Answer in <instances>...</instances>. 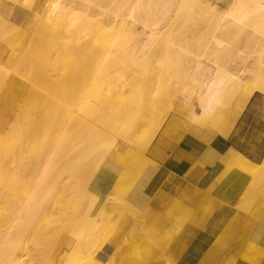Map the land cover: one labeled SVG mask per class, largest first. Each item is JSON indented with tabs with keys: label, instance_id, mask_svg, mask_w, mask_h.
I'll use <instances>...</instances> for the list:
<instances>
[{
	"label": "bare ground",
	"instance_id": "6f19581e",
	"mask_svg": "<svg viewBox=\"0 0 264 264\" xmlns=\"http://www.w3.org/2000/svg\"><path fill=\"white\" fill-rule=\"evenodd\" d=\"M16 1L23 5V9H26V5V7L29 6L31 17H44V21L50 22L61 21L73 27L78 33L75 42L88 39L96 50L86 59H84V53L78 54L80 50L76 48L74 49L77 51L74 53L82 55L81 57L76 54L75 56L71 55V53L68 55L64 50L53 57L48 55L49 61L52 60L56 64L61 63L64 71L63 73L60 71V75L61 73H68L69 63L76 62V59L78 62L82 61L83 63V66H81L82 74L84 73L82 87L80 86L78 90L71 91V96L75 98V102L63 113L60 112L58 101L52 98L58 97L53 91L56 88H53L54 85L52 87L47 85L51 80L56 82V76L46 74L48 73L46 70V73L43 71L42 74H45L50 80L47 83L44 81L46 83L44 84L49 87L42 90L43 87L41 88L40 84L43 81L41 79L37 82V72L35 73L31 66L23 74L24 76L17 74L19 75L17 77L7 72L0 75V133L3 130L7 131L5 133L12 131L13 123L16 122L10 121L9 115L15 108L18 97L25 92V95H28L29 98L27 100H30L27 101L30 108L32 105L37 106L34 109L40 112L45 111L47 108L52 109L60 119L59 121L57 116H54L60 123L56 122L58 124L52 127L53 129L51 128L54 131H50L52 133L50 137L46 135L45 131L42 133L43 124L40 122L42 120L40 113V116L37 114V117H39L37 120L34 119L35 115L33 116V124L32 122L30 124L22 123L24 126L27 125L25 127L19 124L23 132L19 129L21 135L16 138H19L18 145L23 150H21L22 153L19 152L14 161L21 164L6 166L5 163H0V168L5 165L0 169V190L3 189L9 192L6 200L0 202V225L3 224L4 226L5 224L4 228H0V262L10 250L16 247L12 240L18 236L17 231L26 225L28 229L34 226L28 217L33 214V210L38 209L39 201L42 203V201L49 200L52 204L58 202L56 205H51L50 209L48 206L43 209L44 220L42 219V222L44 221V225L54 221L56 215H61L64 212L66 201L73 198L74 203L80 209L72 215L76 216V213L78 215L83 210L84 214L82 213L83 215L81 214L78 220H84L90 228H93L94 232L85 237L87 239L86 244L82 243L84 238H78L79 240H76L78 244L74 240V244L79 246V250L75 246L78 250L75 249V251L79 252H74L76 257H79V260H75V262L78 263L81 259H84L82 262L80 261L83 264H104L105 262L96 255L109 237L106 231H103L105 229L102 228L107 227V225L103 226L108 222L111 213L120 207L121 194H126L129 186L136 180L148 160L145 156V150L162 127L161 119L151 120L150 118L155 110V105L160 103V96L167 94L171 88L183 91L190 90L189 93L181 95V98L184 97L188 105L186 116L190 123L209 126L219 134L225 135L233 126L252 93L264 91V0H229L226 7L222 9L206 4L201 5L202 10L210 11V15H213L214 19L210 35L203 43L206 56L202 58H199L197 53L190 52L178 44L176 38H178L177 34L180 29L165 28L173 6L182 4L185 0H128L124 5L121 4L120 0H95L93 10L100 15L98 18L91 17L88 9L90 5L87 3L89 0ZM242 28L243 31H239L242 34L239 45L229 47L227 39L232 34H238L237 31ZM160 32H162V35L158 40ZM75 45L74 43L73 46ZM157 47L159 48L158 53L150 51L152 48ZM29 60L34 59L30 58ZM36 60H40V57H37ZM45 61L46 58L41 62L45 64ZM144 61L150 64L145 99L135 104L133 99L138 96L136 91L132 89L133 83L129 76H132L133 71L136 70L132 66L141 65ZM202 61H205V63ZM168 62L175 69L171 78L163 77L161 72L163 66ZM39 65L36 64L37 67ZM51 67L55 69L56 66L53 63ZM22 76L33 85H29L28 82L23 83ZM84 81H90L87 88ZM25 100L23 102L27 103ZM20 105H22V109L25 107L22 103ZM28 107L26 106V108ZM32 109L33 107L26 109L28 111L25 108L23 110L29 114ZM15 111L17 112V109ZM17 113L14 115L18 116ZM24 116L26 115L24 114ZM19 119L17 118V120ZM55 119L54 121L52 119L53 123ZM24 121L26 120L21 122ZM168 122L170 125L171 122ZM45 127L43 129L46 130ZM12 129L15 130V128ZM5 133L3 134L5 135ZM41 133L48 136L49 139L44 140L47 141L46 144L36 150L34 144L36 140L38 142L41 138L39 137ZM10 135L7 139L4 138L8 143L12 140ZM116 141L129 144L133 150L116 176H106L104 174L106 171H102L100 175L96 174L94 177L97 180L104 176V180L109 186V192L106 194L104 203L100 208L94 210L93 207L96 205L98 195L87 188V181L100 167L101 162ZM0 144L2 145V143ZM225 156L227 162L248 173L251 176V181L264 182V155L259 163H254L237 153H227ZM246 198L244 195V200ZM147 209L149 208L147 207ZM87 210H90V212ZM178 210L175 211L178 212ZM148 214L141 210L139 219L137 222L132 223L124 237L126 243H128V237V239L130 237L137 239L140 231L152 229L149 223H151L150 220H153L150 217L148 221L146 220ZM159 218L161 219L162 215ZM164 219L161 220L164 221ZM173 220L178 221L181 219L176 220L173 218ZM25 221H27L26 224ZM153 222L152 225H155L153 229L157 230L153 234V239L161 241L163 236L161 237L160 230L156 229L160 224L156 225L157 223ZM38 225L41 226L42 224ZM162 225L164 224L162 223ZM162 225H160V229L166 232V228ZM46 228L45 230H48ZM33 229L31 228V230ZM168 238L171 239L170 235ZM168 238L166 239L168 240ZM61 241L64 243V247H68L69 243L64 237L61 238ZM35 242L32 239L34 246L37 244ZM126 243L123 245H126ZM81 248H83L82 253H80ZM33 249L29 250L32 251ZM31 251H24L27 254L25 259L32 258V254H37L40 250ZM73 251L69 252L68 255L70 253L74 254ZM36 254L35 257L33 256L35 259L39 253ZM58 254L56 253L57 257ZM115 254V249H113L110 256ZM258 254L259 252L256 251L253 255V262L257 261ZM40 256L44 259L47 255ZM67 257L70 258L71 255ZM69 258L66 259L67 262ZM19 259L21 261V258ZM18 261L17 264H20ZM45 261L47 262V260ZM64 262L63 264H66ZM48 263L56 264L54 260L48 261ZM21 264L25 263L21 262ZM67 264L72 263L69 260Z\"/></svg>",
	"mask_w": 264,
	"mask_h": 264
},
{
	"label": "crops",
	"instance_id": "0c3cea01",
	"mask_svg": "<svg viewBox=\"0 0 264 264\" xmlns=\"http://www.w3.org/2000/svg\"><path fill=\"white\" fill-rule=\"evenodd\" d=\"M173 116L172 125L168 122L170 118L165 121L145 150L148 160L126 192L128 205L149 213L146 220L155 221L150 220L152 228L155 227L152 222L164 224L167 233L160 225L156 229L166 241V253L174 264H264V186L257 199L244 200L251 176L227 162L225 156L237 153L254 163L261 161L264 94L252 93L225 135L209 126L190 123L186 109L184 115L178 113L177 102ZM132 150L129 144L116 141L101 162L98 174L106 171V176H116ZM102 178L88 184V189L98 195L94 210L102 206L109 192L104 176ZM161 215V219L167 218L162 221ZM172 217L181 220L175 221ZM132 219L129 213L120 217L97 251L102 261L107 260L115 247L122 245ZM131 246L122 245L121 255ZM256 251L259 254L253 262Z\"/></svg>",
	"mask_w": 264,
	"mask_h": 264
},
{
	"label": "rangeland",
	"instance_id": "374dc122",
	"mask_svg": "<svg viewBox=\"0 0 264 264\" xmlns=\"http://www.w3.org/2000/svg\"><path fill=\"white\" fill-rule=\"evenodd\" d=\"M49 1H52V0H49ZM94 1L95 0L87 1V3L90 5L88 9H89V13L92 18H98L100 17V15L96 14L95 11L93 10V7L95 6L93 4ZM120 1H121V4L124 5L128 0H120ZM228 1L229 0H185L184 3L173 6L165 28H170L172 30L180 29L177 34L178 38H176V41L178 42V44H180L182 47H184L186 50H189L190 52L197 53L199 58L205 57L206 52L203 50L204 49L203 43L206 40L207 36L210 35L211 26L214 24V19H213V15H210V11L207 12L206 10H202L203 8L201 7V5L206 4V5L214 6L217 9H222L226 7ZM19 3L20 2L16 0H0V75L3 74L4 72H7L8 74H13L19 77V75L17 74H20V75L25 74L27 72L26 70L29 69V67L31 66V68L35 70V73L37 72L36 74V77H37L36 79L38 80L37 82L41 81V79L43 81L40 84L41 88L43 87L42 90H44L45 88H48L49 86L47 85H50V87L54 85L53 88L57 89V90L56 89L55 90L52 89V90L57 94L58 97H52V98L53 100L58 101L60 105L59 107L60 112L63 113L68 107L72 106L75 102V98L71 96L72 92L74 90H78L80 86L82 87V84H83L82 76L84 73L82 74L83 70L81 66H83L82 65L83 63L82 61L78 62L76 59V62L69 63L68 73L62 74L64 71L63 70L64 68L62 67L61 63L56 64V62H53L52 60L49 61L48 55L53 57L60 51L64 50L66 51L68 55H70L71 53V55L75 56L76 53L74 52H76L77 50H75L74 48H76L80 50V52L78 51V54L84 53V59H86L96 49H94L92 42L89 41L88 39L80 40L81 43L80 41L75 42V38L78 35L77 30L69 26L68 24H65L64 22H61V21H57V22L44 21L45 18L39 17V16L31 17L32 14H31L29 6L26 7L27 5L26 6L24 5L26 9H23L24 8L23 5H20ZM29 13L31 15H29ZM239 31L242 32L243 28L237 31L238 34L237 33L232 34L227 39L229 47H236L239 45L240 40L242 39L241 38L242 34H240ZM161 35H162V32L159 33L158 40H160ZM74 43L76 44L75 46H73ZM150 51L154 53H158L159 48L158 47L152 48ZM27 57H29L28 60H27ZM37 57H40V60H36ZM44 57L46 58L45 64L44 62H41L43 59H45ZM24 58L26 59V61H24L25 60ZM30 58L34 60H29ZM38 62L40 63V65ZM202 62L205 63V61H202ZM53 63L56 66L55 69L51 67L53 66ZM36 64H38L39 66L37 67ZM49 65L51 66L49 67ZM132 67H134L136 70H134L132 73V76H129V77L133 83L132 89L136 91V94L138 96L136 99H133V103L136 104V103L142 102L143 99H145V93H146L147 81H148L147 76H148L150 64L144 61L141 65L132 66ZM45 70L48 73H46ZM39 71H41V73H39ZM43 71L44 73L49 74L51 76H54V77L56 76V82H54L53 80H51L53 82L49 81L50 80L49 77H47L45 74H44L45 76L42 74ZM60 71H62L61 75H60ZM174 71L175 69H173V66L170 62L165 64L163 66V69L161 70L163 77H168V78H171V76L174 74ZM130 72H131V69L129 71V74ZM57 75H60L63 78ZM23 76L21 77V79L24 80L23 83L28 82L29 85H33L32 83H30V81H26ZM44 81L46 83L47 81L49 82L47 85H45L46 83ZM89 82L90 81H84V83H86V88ZM187 92L189 93L190 90L183 91V90H177L175 88H171V90H169L167 94H163L162 96H160L161 98L160 103L155 105V110L153 111V114L150 117L151 120L161 119L162 125H163V123L170 118V122H171L170 125H172V121L174 118L173 114L175 112V103L177 102L178 113L182 112L183 115H184L185 109H187L188 107V105L186 104V101L184 100V97L181 98V95ZM260 92L264 94V91H260ZM25 94L26 92L23 93V95L18 97V100L16 101V104L14 106L15 108L12 110V113L10 112V115H9V117L11 118L10 121H14L16 123L19 122L18 125L21 124V126L23 125V127H25L27 126L26 125L27 123L30 124L32 122L33 124L34 123L33 120L34 119L37 120V118H39L37 117L38 116L37 114L40 113L42 117V120H40V122H42L43 124L42 133L45 131L47 133L46 135L50 137L52 134L50 133V131L53 129L52 127L60 123L59 116H57L53 112L52 109L41 108L43 110L45 109L46 113L44 114L45 111L40 112L39 110L34 109V108H37V106L35 107L34 105L31 106V108L33 107V109L30 110V112L35 110L37 113L35 114L34 113L35 111H34L33 113L29 112L28 114V112H26L28 110L26 109L28 108L31 109V108L28 104L29 102L27 101H30V100H27L29 98L27 97L28 95H25ZM24 95L26 96V98L24 97ZM0 96H1V93H0ZM22 98H24V100L26 99L25 101L27 103H24L23 102L24 100H22ZM180 102L182 105L180 104ZM21 103L23 104V106L25 105L24 108L26 111L23 110L24 108L22 109V105H20ZM26 106L27 107L29 106V107L26 108ZM18 108L22 109V111L20 109L21 113L19 112ZM16 109H17V112L21 114L20 116H23L22 118L19 116V113L15 111ZM22 112H23V115H22ZM15 113H17L18 116H15L14 115ZM24 114L26 116H24ZM34 115H35V118L33 119ZM54 116L55 117L57 116V119L59 121L55 119ZM16 117L18 119L20 117V119L17 120ZM51 118L53 119V121L55 119L54 123ZM23 120H26V121L21 122ZM16 123H13V124L15 125ZM22 123H26L25 126ZM14 125L13 127L11 126L12 128H15V130L11 128L12 131L10 132L12 133L10 132L5 133L7 131H4V130L0 133V143H2V145L0 144L1 145L0 146V163H5L6 166L8 165L18 166L21 164V163L19 164L18 161L16 162L14 160L16 159L19 152L23 150L20 148L21 146L18 145L19 138H16L21 135L19 133H21L20 131L23 132V130L21 129L20 125L19 127L18 125L16 126ZM43 126L46 128V130L43 129L44 128ZM3 133H5V135ZM42 133H41L42 136L41 135L39 136L41 138L45 136V134H42ZM6 134L8 135L11 134L10 136L12 137V140L9 143L6 142V140H4V138L7 139L8 137V135ZM1 136L3 137V139H1L2 138ZM48 136H45L47 138L45 137L42 139L40 138L39 139L40 142L39 140L38 142L37 140L35 141L34 147H36L35 148L36 150L40 149L46 144L45 142L47 141H44V140H48L49 139ZM3 142H5L4 147H3ZM38 143H40L39 147L37 146ZM3 167H1L0 169H2ZM99 168L100 167L96 169L92 177H90V179L87 181V188H88L89 182L91 180H94V177L96 176V174H98ZM263 186H264V182H260V181L257 182L255 180L254 181L252 180L248 189L245 192V196L250 201L257 199L259 192ZM2 190L3 189L0 190V202L6 200L8 193H9L8 191H5V190L2 191ZM125 196H126L125 193L121 194V197L119 199L120 207H118L111 213L109 219L107 220L108 222L106 221L107 223L104 224L103 226L105 227V225H107V227L102 228V229H105L103 231H106L107 235H109L110 231H112L117 226V223L123 214L129 213L133 218L132 219L133 223L137 222V220L139 219L141 210L136 207H132L128 205V202L126 201ZM50 202L49 200L42 201V203L39 201L38 209L33 210V214L28 217L32 221L30 222L34 224L33 227L35 228L33 229V227H31L33 229L31 230V228L28 229L26 225L23 227L24 228L23 230V228L20 229L19 227L20 230L17 231L18 236L14 240H12L14 241V245H16V247L10 250L5 258L3 257V260L0 262V264H17L18 260L20 264L21 262L25 264H46L48 263V261L51 262L53 260L54 262H56V264L57 263L63 264V262L67 258H69L67 256H70V255L72 258L70 257L71 259L69 258V260L72 264H83L81 262L84 259H81L80 260L81 262L79 261L80 263L79 262L76 263L77 261L75 262V260H79V257H76L75 255L76 253H79L77 252L79 250V246L76 245L78 244V241L76 240L78 238L80 239L84 238L82 243L86 244L87 239L85 237L89 233H94L93 228H90L87 225V223L84 222V220H78L81 214L83 213V210L82 212L80 210L81 213L78 215L76 213V216L72 215V214H75V212L79 211L80 209L76 205V203H74L73 198H70V200L66 201V204L64 206L65 208L64 212L61 213V215L60 214L56 215V218L54 221L49 222L48 224L46 223L44 224L45 225L44 226L43 225L44 221L42 222V219L44 220L43 209L45 208V206H48L50 209L51 205L58 204V202L57 203L55 202L53 204L52 202L51 203ZM87 211L90 212V210H87ZM26 222L27 221H25L24 223L26 224ZM38 224L40 225L42 224V225L39 226ZM1 225H0L1 229L2 227L3 228L5 227V224L4 226L3 224ZM45 228L48 230H45ZM152 229L150 228L149 230L144 229L140 231L139 234L137 235L139 236L137 239L134 237L132 238L130 237V239H128L129 238L128 237L127 238L128 243H126L123 238L121 242L122 245L126 243L127 245L129 246L132 245V246L128 249V251H125L123 255H121L122 249L120 248L122 245L120 247L119 246L115 247L116 254L113 256L109 255L107 260L103 261L105 262L104 264H174L171 261L170 257L168 256V254L166 253V241L164 240L156 241L155 239H153V234L155 233V231L157 232V230H154V229L152 230ZM25 230H27L28 232ZM62 237H64L66 241L69 243L68 247H63L64 243H62L61 241ZM32 239H34V241H36L35 243H37L35 246L33 245L34 243H32ZM74 240L76 244H74L75 243ZM26 245L27 246L29 245V246L27 247ZM32 245L35 247V249H33L34 247ZM70 245H72L74 249ZM75 246L78 247L77 248L78 250L76 249ZM30 247H33V248H30ZM25 248H27V250H25ZM28 248L33 249V250L31 251ZM75 249L77 251H75ZM82 249L83 248L80 249L81 250L80 253L83 252ZM34 250L35 251L40 250L38 251L39 255H37L38 253L37 254L35 253L39 258L37 256H36V259L33 258L35 254L34 255L32 254V258L30 257V259L31 260L34 259L35 261L34 260L31 261L29 257L28 258L26 257L27 259H25V255L27 254H25L24 251L34 252ZM70 250H72L73 253L74 252L76 253L74 254L70 253L68 255L69 252H72ZM56 253H59L58 257L56 256ZM40 255L42 256L47 255L46 256L47 258L44 257V259L46 258L45 260H47V262ZM80 256L82 255L80 254ZM73 257H76V258L74 259ZM19 258H21V261ZM29 261H31V263H29ZM68 262L66 260V262L64 263L67 264Z\"/></svg>",
	"mask_w": 264,
	"mask_h": 264
}]
</instances>
